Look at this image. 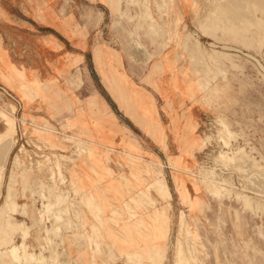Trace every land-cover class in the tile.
I'll return each instance as SVG.
<instances>
[{"label":"rangeland","instance_id":"obj_1","mask_svg":"<svg viewBox=\"0 0 264 264\" xmlns=\"http://www.w3.org/2000/svg\"><path fill=\"white\" fill-rule=\"evenodd\" d=\"M220 2L0 0L18 65L0 48L6 245L47 264H264V15L223 28L206 20Z\"/></svg>","mask_w":264,"mask_h":264},{"label":"bare ground","instance_id":"obj_2","mask_svg":"<svg viewBox=\"0 0 264 264\" xmlns=\"http://www.w3.org/2000/svg\"><path fill=\"white\" fill-rule=\"evenodd\" d=\"M216 1V0H215ZM222 2H220L219 4H209V12L207 14V21L209 20H216L217 19H221L222 22H224V24L222 25L223 28H230L232 25H236L242 27L243 23L246 20H249L251 18V14L255 11L258 10L259 13H263L264 15V0H220ZM145 7V6H144ZM207 12V11H206ZM253 16V15H252ZM205 19V18H204ZM245 24V23H244ZM206 25V24H205ZM236 28V27H235ZM243 29V28H242ZM10 129L12 130L11 132H13V126L12 123L10 124ZM226 132H227V127L225 125H223V129L221 130V138L223 140H225L226 137ZM9 148V146H8ZM9 150V149H7ZM236 154V153H235ZM233 155L231 158H229L227 161L229 163H234L233 161L237 159L239 164H243L246 163L247 161H250L246 156L244 155H240L239 152L237 151L238 157L236 158V155ZM217 158V157H216ZM222 158V157H221ZM214 159V158H213ZM216 161L218 162L219 160L216 159ZM236 161V162H237ZM216 162V163H217ZM221 162V161H220ZM220 162L218 164H220ZM226 162V163H227ZM228 165V164H227ZM245 165V164H244ZM238 166V165H237ZM1 167V166H0ZM227 167V166H226ZM231 167V166H230ZM233 167V166H232ZM236 168V167H235ZM240 168V167H239ZM242 168V167H241ZM237 169V168H236ZM247 169V167L245 168ZM244 172V170H242ZM245 172H247L245 170ZM205 173V171H204ZM238 174V173H237ZM247 174V173H246ZM207 175V174H206ZM208 176V175H207ZM219 175H215L214 173L212 174V176H210L211 180V185L210 186V191H214L215 193L217 192H223L225 191V188L220 187L218 185V182L224 181L221 177H218ZM257 177V176H256ZM3 178V169L0 168V184H1V180ZM202 178V177H201ZM205 180V179H204ZM209 180V179H208ZM261 180V179H260ZM201 181H203L201 179ZM210 181V180H209ZM227 190V189H226ZM257 190V189H256ZM234 192V191H233ZM236 193V192H235ZM243 197V195H242ZM9 196L6 198V202L8 201ZM247 198V197H246ZM43 206V205H42ZM3 207V206H2ZM2 209V208H1ZM43 209V208H42ZM261 209V208H260ZM4 210V209H3ZM45 210V209H44ZM1 212V211H0ZM46 212V211H45ZM48 213V211H47ZM5 214V213H2ZM44 214H41V212H39V221L42 220V216ZM1 216V215H0ZM4 216V215H3ZM3 219V218H2ZM0 219V220H2ZM38 221V220H37ZM5 222V221H4ZM40 223V222H39ZM25 224L20 223L17 226L22 227V237L25 238L26 235V231H27V227L24 226ZM36 225V224H35ZM30 228V227H29ZM15 228L13 227H9L8 225L5 226V230H8V232H13ZM46 231V230H45ZM1 232H4V228L3 226L0 225V234ZM29 232V231H28ZM27 232V235L29 234ZM48 231H46L45 233H47ZM2 233V234H4ZM7 236L9 234H6ZM7 236H5L6 238H8ZM4 237V238H5ZM3 238V237H2ZM0 238V240L2 239ZM3 240V239H2ZM0 241L1 243L4 241ZM8 241V244L6 245L5 242L3 243L4 247H5V251L6 252H12L14 254V256L17 254V256H15V261L14 263L16 264L17 262H20V264H47V259L43 258V257H35L33 254L29 253L24 244H21L19 247L14 245L13 242L11 241V238L9 236V239L6 240V242ZM0 243V245H2ZM22 250V257H20L19 253H18V249ZM53 253V252H52ZM21 254V253H20ZM160 254V253H159ZM151 259L154 261L155 264H161V262L154 256V255H150ZM51 257V256H50ZM53 258V257H52ZM57 262V261H56Z\"/></svg>","mask_w":264,"mask_h":264},{"label":"crops","instance_id":"obj_3","mask_svg":"<svg viewBox=\"0 0 264 264\" xmlns=\"http://www.w3.org/2000/svg\"><path fill=\"white\" fill-rule=\"evenodd\" d=\"M0 48H2V49H4L5 51H6V49L5 48H3V46H1V42H0ZM6 56H7V58L9 59V61H11V62H13L14 64H15V62H14V59L12 58V60H11V55H10V53L9 52H7L6 51ZM16 65V64H15ZM17 67H18V65H16ZM0 84H2L4 87H6L9 91H11L12 93H14L12 90H10L2 81H0ZM3 86H1L0 87V89H2L3 91H6L7 93H10L6 88H4ZM2 92L0 91V95L1 96H4V95H2L1 94ZM13 96V95H12ZM14 97V96H13ZM112 98V97H111ZM113 99V98H112ZM103 100L105 101V103L107 104V107H109V105H108V103L106 102V100L103 98ZM114 100V99H113Z\"/></svg>","mask_w":264,"mask_h":264}]
</instances>
